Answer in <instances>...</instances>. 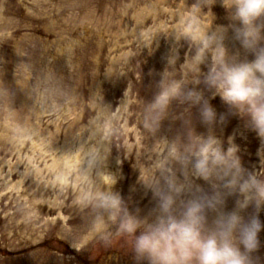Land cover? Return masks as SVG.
<instances>
[{
	"label": "rangeland",
	"instance_id": "374dc122",
	"mask_svg": "<svg viewBox=\"0 0 264 264\" xmlns=\"http://www.w3.org/2000/svg\"><path fill=\"white\" fill-rule=\"evenodd\" d=\"M193 3L0 0V264H147L94 203L115 178L125 198L138 190L141 215L154 206L141 167L156 159L160 140L179 133L186 105L153 135L143 104L164 68L170 38L162 34L184 28L183 7ZM213 11L221 22L223 10ZM179 43L182 57L191 55ZM211 104L225 111L219 97ZM240 124L233 119L225 139ZM236 143L259 168L255 134Z\"/></svg>",
	"mask_w": 264,
	"mask_h": 264
},
{
	"label": "clouds",
	"instance_id": "9594fccd",
	"mask_svg": "<svg viewBox=\"0 0 264 264\" xmlns=\"http://www.w3.org/2000/svg\"><path fill=\"white\" fill-rule=\"evenodd\" d=\"M183 11L184 28L162 34L170 38L164 68L143 104L142 123L153 135L175 106L186 105L179 133L160 140L156 159L141 167L140 184L154 206L141 215L138 190L125 198L113 190L115 178L94 206L147 264H264V0H196ZM180 41L191 55L182 57ZM215 97L225 111L211 104ZM233 119L241 124L225 139ZM249 133L260 142L259 168L244 162L236 143ZM99 223L105 239L107 223Z\"/></svg>",
	"mask_w": 264,
	"mask_h": 264
}]
</instances>
